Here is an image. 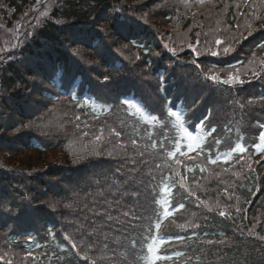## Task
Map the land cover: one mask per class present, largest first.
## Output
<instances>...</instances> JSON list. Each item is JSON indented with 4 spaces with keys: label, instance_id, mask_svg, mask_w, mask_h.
<instances>
[{
    "label": "trees",
    "instance_id": "1",
    "mask_svg": "<svg viewBox=\"0 0 264 264\" xmlns=\"http://www.w3.org/2000/svg\"><path fill=\"white\" fill-rule=\"evenodd\" d=\"M6 1L22 14L24 7L40 0ZM42 2H54L52 14L33 27L36 21L28 24L22 30L26 39L22 34L15 50L0 53V146L3 142L9 144L6 149L0 148V155L3 151L19 155L31 150L44 156L59 150L67 140L66 135L60 134L56 140L45 133L21 128L26 122L35 125L37 116L44 113L40 112L41 108L47 112L54 103L68 105L82 137H97L105 132L116 137L112 132L115 129L121 133L115 144L123 148L113 156H98L78 165L51 166L35 173L23 170L17 174L21 172L17 168H0L3 255H19L46 246L51 248L57 264H135L111 248L102 251L104 241L113 243V239L104 236L111 231L112 220L106 212L109 205L104 206L103 201L113 198L130 176L141 180L155 207L140 244L134 234L130 248L121 249L125 256L135 248L138 264H144L143 257L152 237H163L165 242L159 245L158 254L171 259L156 264H264V240L259 238L264 236V224L253 229L256 219L264 214V186L252 205L249 201L261 183L260 174L264 176V160L258 172L264 150L257 148L258 144L264 148L259 139L264 132V48L261 47L264 39L260 45L253 43L259 37L264 38L261 33L264 0ZM236 2H242L240 15L231 11ZM43 7L47 5L44 3ZM116 9L135 18V24L126 29L111 28ZM21 14L15 16L10 10L9 20L13 22ZM217 14L221 21L227 22L214 37L211 52L221 54L197 55L193 47L207 31H214ZM146 15L150 18L141 19ZM19 20L21 24L24 18ZM166 32L171 35L166 36ZM217 40L222 43L216 44ZM229 45L232 50L223 54L220 47ZM201 64L206 67H200ZM181 66L190 71H183ZM213 74L220 81L229 77L238 80L235 84H224L206 79ZM199 86L213 87V91L207 88L200 92ZM211 95L215 98H210ZM140 102L144 114L157 119L151 123L142 120L136 114ZM251 104L261 107L247 119L244 112ZM198 105L207 114L200 121L194 115ZM183 108H187L183 119L196 126L194 131L191 128L189 131L201 138L197 141L200 146L192 142L191 150L187 147L190 141L182 139L183 134L170 121L164 126L168 119L166 111ZM212 128L216 131L209 134ZM11 132L14 135L8 136ZM237 144L245 151L232 152L226 159V154ZM150 150L152 155L157 153L169 163L152 158ZM169 152L176 155L169 156ZM201 154L212 166H229L241 160H251L257 166L258 170L255 166L237 165L247 173L235 186L237 196L244 199L239 211L230 210L233 201L229 191L217 195L192 194L187 189L186 186L196 182V176L206 175ZM165 183L170 188L167 193ZM216 198L221 200L219 204L215 203ZM165 200L166 205L162 203ZM201 201L208 203L198 208L199 219L204 220L193 227L195 217L188 219L184 213L195 209V203ZM181 203L183 208L179 207ZM165 207L173 213L167 219L163 217ZM218 209L228 210L227 216L217 214ZM22 220L36 221V229L44 228V233L37 234ZM157 222L161 224L158 231ZM63 223L79 232L78 237L61 239L59 227ZM225 238L228 240L224 242ZM205 239L216 242L208 245L205 257L194 258ZM73 243L77 247L73 248ZM4 256L0 264H9Z\"/></svg>",
    "mask_w": 264,
    "mask_h": 264
},
{
    "label": "rangeland",
    "instance_id": "2",
    "mask_svg": "<svg viewBox=\"0 0 264 264\" xmlns=\"http://www.w3.org/2000/svg\"><path fill=\"white\" fill-rule=\"evenodd\" d=\"M46 4L47 7H43V4ZM54 2H42L40 0L39 2H36V4L32 3L30 5H27L24 7V11L18 12L16 8H11L9 2L6 0H1L0 2V53H10L12 50H15L17 47V44L19 41L22 40L18 39L23 34V29L26 28V26L33 21H36L33 25H37V23H40L43 18L48 17L53 12V5ZM12 10L13 15L18 16V14H21L19 18H24V21L20 24L19 18L15 19L13 22L9 20L8 14ZM219 10H222L219 8ZM143 18H150L148 15L143 16ZM222 21L221 18L218 16L213 21L214 24V31H210V33L207 31L206 34L202 39H200L195 46L193 47V50L199 55L202 54H209L211 53L212 45L215 41L214 37L218 36V30L221 25ZM217 31V32H216ZM24 35V34H23ZM26 35V33H25ZM24 35V39H26V36ZM171 32H166V36H170ZM210 36V37H209ZM216 46L215 48H217ZM227 46H222L220 49H223ZM123 49H126L125 46H123ZM210 50V51H209ZM86 54L87 52H82V54ZM83 54V55H84ZM82 59V58H81ZM93 59V58H91ZM93 61V60H92ZM90 61L91 66H93V62ZM186 64V63H185ZM183 71H190L189 68L185 69L186 67H183ZM200 67H206L204 64H201ZM209 91H213L210 89L211 87H197V89L200 92H203L205 89ZM215 96L211 95L210 98ZM261 106L253 105L251 104L249 107V110L244 112L245 116L248 118H252L253 114L258 112V108ZM39 109V106H38ZM40 112H44L42 115L37 116V123L34 125L35 122H26L24 125H22L21 128H25L30 132H42L45 133L47 137L51 139L58 138V135L63 134L66 135V142L63 144L59 150L52 151L46 155L38 154V152L27 150L24 154H7L8 152L1 153L0 155V168L6 169V168H17L18 172L17 174H22L23 170L29 171V172H40L42 170H47L51 166H57V165H64V164H79L81 162H91L94 158L98 156H113L115 155L119 149L123 148V145L120 147L115 144L116 137H113L109 135V133H100L97 136H100L101 139L99 141L96 140V137H90L88 135L82 137L80 134V129L77 128L74 120L71 118V111L66 103L59 104L54 103L52 109L49 111H45V108L42 107ZM23 129L20 130V133L23 131ZM14 133H8V136H13ZM80 137V139H79ZM77 139H79L77 143ZM55 140V141H56ZM9 144H6L3 142V144L0 146L3 148H7ZM109 153H112L109 155ZM155 162V161H154ZM151 163V162H150ZM153 165V164H151ZM155 167H158L157 162H155ZM142 171V169H140ZM247 173L240 168H234L230 171H226L224 167L217 166L212 168V173L207 175L203 178H197L196 182L193 183V185L189 184L187 189L192 194H214L220 191H229L231 193V202L232 206H230V210H236L241 209V204H244V199L241 198L240 195L237 196V192L235 191V186L238 182V180L243 179ZM264 176L260 174L261 179V185H264ZM141 180H139L137 183H140ZM214 195V196H216ZM230 197V196H229ZM221 200L216 198L215 203L219 204ZM51 208L53 207L51 204H47ZM224 211L226 214L228 213V210L225 209H218L215 212L220 215V212ZM231 213V212H229ZM227 216V215H225ZM241 216V215H240ZM204 218H200L198 221L202 222ZM264 224V214L261 213L260 217L256 219L255 223L253 224V229H257L258 226L261 227V225ZM175 225L178 226L177 223ZM14 254V253H13ZM10 254V256H4L3 253L0 251V258L5 257L7 262L9 264H25L26 258H23L24 261L20 258L19 255H13Z\"/></svg>",
    "mask_w": 264,
    "mask_h": 264
},
{
    "label": "snow or ice",
    "instance_id": "3",
    "mask_svg": "<svg viewBox=\"0 0 264 264\" xmlns=\"http://www.w3.org/2000/svg\"><path fill=\"white\" fill-rule=\"evenodd\" d=\"M201 2H203V0H201ZM115 11L117 12V15H115L114 18L110 22V27L111 28H115L117 30H120V29L130 28L131 26H133L135 24V22H136L135 18H130V17L125 16L124 13L120 9H116ZM96 22L97 21L94 19L93 20V24H95ZM249 34H251V33H249ZM234 39L238 40V38H234ZM221 43L222 42L219 41V40L216 41V44H221ZM189 47H191V45H189ZM261 47L264 48V45H262ZM231 50H232L231 49V45H229L228 47H224L223 48V54H227ZM211 54L212 55H220L221 53L219 51H217V52H211ZM197 55H199V53H197ZM209 71H211V70H209ZM105 79H107V77ZM206 79H210L213 82H222L224 84H235L237 82V80H238V78H236V77H229L226 80L220 81L218 76L215 75V74L211 75L210 77H206ZM239 83L242 84L243 80H239ZM140 105L141 106H138L136 108V114L139 115L142 120H144V121H146L148 123H151L152 120L157 119L154 116L150 118L148 115H145L144 111L142 110L143 109L142 102H140ZM193 107H195V106H193ZM186 114H187V108H183V109H179V110L166 111L165 115H166V117L168 119L166 120L164 126L167 127L168 126V122L170 121L171 124L174 126L175 130L178 133H182L183 134L181 138L190 141V143H188L187 147L191 150L192 147H193V143L192 142H196V147H199L200 145H199V143L197 141L199 139H201V138L197 137V136H193L192 132L189 131L190 128L194 131L196 126L186 123V121L183 119V117ZM201 126H203V122H201ZM215 131H216V129L212 128V129L209 130V134H211L212 132H215ZM112 132L115 133L116 137H120V135H121V133L115 131V129H112ZM100 139H101L100 136L96 137L97 141H99ZM173 139H175V138H173ZM259 139H260L261 143L264 144V132H262L260 134ZM132 143L135 144L136 141L133 140ZM216 143H220V141L217 140ZM153 146L155 147V145H153ZM172 146L173 147H178L175 144H173ZM257 148H261V150H264V148H262L260 144L257 145ZM243 151H245V149L240 144H237L229 153L226 154L225 158L226 159L230 158L232 152H243ZM111 154L112 153H109V155H111ZM140 155H143V153H140ZM168 155L174 157L176 155V153L175 152H169ZM217 159H220V157H217ZM132 163L135 164L136 161H132ZM211 163L215 164L216 160H211ZM201 171H203V169H201ZM129 179H130V183H128V187H132L136 183V177H130ZM164 191H165V193L170 191L169 185L167 183L164 184ZM136 195H137V193L135 191H131L130 192V191L124 190V191L120 192L121 199L128 198V199H133L134 200L136 198ZM162 203L166 205L168 203V201L165 200ZM116 204H117L118 208H122V205L120 204V201H116ZM54 206L55 205H53V207ZM179 207L183 208L184 205L181 203L179 205ZM132 211H133V209L129 208L127 212L121 211L120 215L123 216V217H127L129 215V213L132 212ZM237 211H239V209H237ZM106 212H107V210H106ZM172 214L173 213L170 212L165 207L164 212H163V217L165 219H167ZM220 215L221 216H225L226 213L224 211H221ZM108 219L112 220V219H114V217L109 215ZM181 227H184V225H181ZM193 227H195V225H193ZM160 228H161V224L159 222H157L155 224V229L158 231ZM149 231H151V228H149ZM250 234H252V233L250 232ZM259 238L261 240H264V236H261ZM164 242H165V240H164L163 237H160L159 239H157L156 237H152L151 243H149L147 245V254H146V256L143 257L144 264H156L157 261H160L162 259H164V260L171 259V257L161 256V255L158 254L159 245L163 244ZM72 247L75 248L77 246H76L75 243H73ZM177 255H181V254L177 253ZM93 264H94V262H93Z\"/></svg>",
    "mask_w": 264,
    "mask_h": 264
},
{
    "label": "bare ground",
    "instance_id": "4",
    "mask_svg": "<svg viewBox=\"0 0 264 264\" xmlns=\"http://www.w3.org/2000/svg\"><path fill=\"white\" fill-rule=\"evenodd\" d=\"M59 235H60L61 239H65L66 237L67 238H71V237L77 238L78 235H79V232H77L76 230L72 231L69 228H66L65 231L62 234H59ZM102 248H103L102 251H104L105 248L104 247H102Z\"/></svg>",
    "mask_w": 264,
    "mask_h": 264
}]
</instances>
